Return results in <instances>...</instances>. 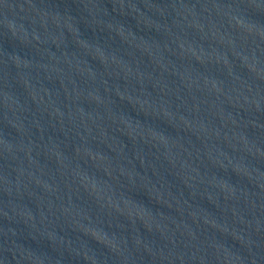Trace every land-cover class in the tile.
<instances>
[{
  "label": "water",
  "instance_id": "water-1",
  "mask_svg": "<svg viewBox=\"0 0 264 264\" xmlns=\"http://www.w3.org/2000/svg\"><path fill=\"white\" fill-rule=\"evenodd\" d=\"M0 264H264V0H0Z\"/></svg>",
  "mask_w": 264,
  "mask_h": 264
}]
</instances>
